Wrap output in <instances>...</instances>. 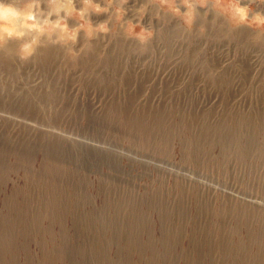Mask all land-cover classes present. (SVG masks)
Instances as JSON below:
<instances>
[{"label": "rangeland", "instance_id": "374dc122", "mask_svg": "<svg viewBox=\"0 0 264 264\" xmlns=\"http://www.w3.org/2000/svg\"><path fill=\"white\" fill-rule=\"evenodd\" d=\"M2 2L0 264H264V0Z\"/></svg>", "mask_w": 264, "mask_h": 264}, {"label": "clouds", "instance_id": "9594fccd", "mask_svg": "<svg viewBox=\"0 0 264 264\" xmlns=\"http://www.w3.org/2000/svg\"><path fill=\"white\" fill-rule=\"evenodd\" d=\"M34 7L36 5L30 3L25 10H17L0 0V38L4 36L23 37L26 34L24 30L43 31V26L36 22L35 15L32 12ZM5 21H11L12 23L6 25ZM56 26L61 27L59 23ZM63 28L66 30L67 26L63 25ZM36 42L34 38L29 44L25 45V51L30 54L32 45Z\"/></svg>", "mask_w": 264, "mask_h": 264}, {"label": "bare ground", "instance_id": "6f19581e", "mask_svg": "<svg viewBox=\"0 0 264 264\" xmlns=\"http://www.w3.org/2000/svg\"><path fill=\"white\" fill-rule=\"evenodd\" d=\"M11 22V21H10ZM12 23V22H11ZM6 25L8 23H5ZM32 33V32H31ZM33 35V34H32ZM50 36H46V38H40V42H45L46 40L49 39ZM13 49V45L12 44H8L5 49L3 50L4 56L7 57L8 54L11 52V50ZM9 58V57H8Z\"/></svg>", "mask_w": 264, "mask_h": 264}]
</instances>
